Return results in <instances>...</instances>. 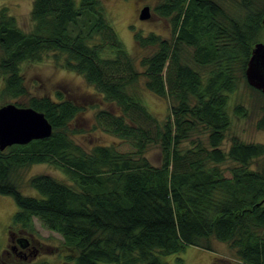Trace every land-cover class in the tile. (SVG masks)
I'll return each mask as SVG.
<instances>
[{
  "label": "trees",
  "instance_id": "1",
  "mask_svg": "<svg viewBox=\"0 0 264 264\" xmlns=\"http://www.w3.org/2000/svg\"><path fill=\"white\" fill-rule=\"evenodd\" d=\"M154 8L170 19L172 37L135 31L139 45L156 46L139 58L125 48L102 0H33L30 30L0 11V97L27 94L21 62L52 51L119 107L100 108L96 121L132 146L86 149L72 136L80 131L71 126L80 104L60 92L30 96L27 105L43 111L53 131L0 149V193L19 207L14 223L33 230L36 216L60 232L73 264H174L163 256L186 245L211 249L210 238L228 242L246 264H264V160L251 165L264 157V143L232 136L223 147L232 123L229 95L240 79L264 96L245 75L264 28V0H159ZM143 87L169 99L165 119L149 111ZM233 108L249 114L242 102ZM257 126L264 128V112ZM152 144L160 165L147 155ZM228 158L231 176L221 166ZM37 162L66 175L28 176L40 196L21 190L23 173Z\"/></svg>",
  "mask_w": 264,
  "mask_h": 264
},
{
  "label": "rangeland",
  "instance_id": "2",
  "mask_svg": "<svg viewBox=\"0 0 264 264\" xmlns=\"http://www.w3.org/2000/svg\"><path fill=\"white\" fill-rule=\"evenodd\" d=\"M33 0H0V11L5 8L7 12L14 15L16 23L25 30L33 27V20L30 16ZM79 1V0H78ZM107 13L117 31L120 40L125 48L136 57L152 52L156 46H141L134 37L135 31H141L145 35L150 32H156L163 37H172L171 23L168 17L159 14L154 6L159 0H102ZM150 5L151 15L149 18H140V12L143 6ZM258 40L264 41V28L262 29ZM21 72L24 82L28 88V93L19 97H0V104L13 101L22 105H27L29 97L36 95H48L56 98L60 94L69 98L82 106L81 111L72 120L71 126L80 130L73 133V138L84 148L90 149L95 144L114 143L120 150H132L131 144L116 135H113L99 126L96 121V114L100 108H110L114 112H119V107L115 103L105 100L103 94L96 87L89 83L79 72L68 67L60 65L53 56L52 51L45 52L41 59L25 60L21 62ZM4 86V78L0 74V91ZM142 98L149 111L158 118L165 119L170 113V102L165 96H158L150 89L143 87ZM230 102L228 112L231 115L232 123L228 129L226 140L223 141L224 149H227L231 143L232 136L245 141L264 143V128L257 126V121L264 109V96L251 90L245 82V78L240 79L239 88L230 93ZM242 102L248 109L249 114L246 117H240L234 113V105ZM147 155L151 162L160 165L162 156L158 144L149 146ZM255 160V161H254ZM264 157H256L251 162L252 167L259 165ZM263 163V162H262ZM233 160L227 159L221 163L225 176H231L230 166ZM49 172L58 178L64 179L65 173L48 162H37L32 164L23 173V183L21 190L26 194L40 196L41 193L27 185L25 179L35 173ZM19 209L11 195L0 193V248H2L7 239L8 226L13 223V215ZM33 233L45 244L43 251V260L50 264H73L70 255H73L72 248L64 243L63 235L60 232L48 228L42 221L34 216ZM57 250L53 252L52 247ZM211 249L199 245H186L185 249L163 258L176 264L177 257L184 259V264H246L235 256L228 242L210 238ZM64 260V261H63ZM100 264H116L102 261Z\"/></svg>",
  "mask_w": 264,
  "mask_h": 264
},
{
  "label": "water",
  "instance_id": "3",
  "mask_svg": "<svg viewBox=\"0 0 264 264\" xmlns=\"http://www.w3.org/2000/svg\"><path fill=\"white\" fill-rule=\"evenodd\" d=\"M150 5L142 7L140 18H149ZM264 26V15L262 18ZM245 75L247 82L264 93V41H256L248 59ZM53 124L45 113L29 105L13 101L0 104V149L12 144H25L33 139L52 134ZM261 200L259 203H263Z\"/></svg>",
  "mask_w": 264,
  "mask_h": 264
},
{
  "label": "flooded vegetation",
  "instance_id": "4",
  "mask_svg": "<svg viewBox=\"0 0 264 264\" xmlns=\"http://www.w3.org/2000/svg\"><path fill=\"white\" fill-rule=\"evenodd\" d=\"M32 231L23 222L9 224L6 243L0 248V264H37L44 261L42 250L45 244ZM46 245L52 247L53 252L57 250Z\"/></svg>",
  "mask_w": 264,
  "mask_h": 264
}]
</instances>
